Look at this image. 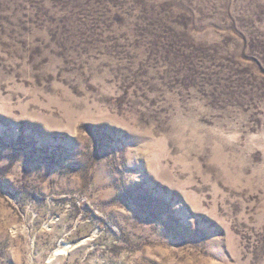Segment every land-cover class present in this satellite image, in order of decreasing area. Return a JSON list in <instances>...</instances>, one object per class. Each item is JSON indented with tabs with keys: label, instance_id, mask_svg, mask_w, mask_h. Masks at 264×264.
Returning <instances> with one entry per match:
<instances>
[{
	"label": "rangeland",
	"instance_id": "rangeland-1",
	"mask_svg": "<svg viewBox=\"0 0 264 264\" xmlns=\"http://www.w3.org/2000/svg\"><path fill=\"white\" fill-rule=\"evenodd\" d=\"M0 264H264V0H0Z\"/></svg>",
	"mask_w": 264,
	"mask_h": 264
},
{
	"label": "bare ground",
	"instance_id": "bare-ground-1",
	"mask_svg": "<svg viewBox=\"0 0 264 264\" xmlns=\"http://www.w3.org/2000/svg\"><path fill=\"white\" fill-rule=\"evenodd\" d=\"M67 247L66 248H59V249H57L56 254L62 253V252H66Z\"/></svg>",
	"mask_w": 264,
	"mask_h": 264
}]
</instances>
